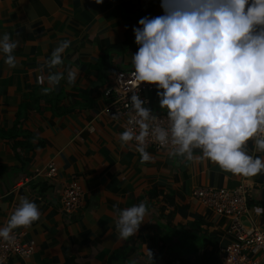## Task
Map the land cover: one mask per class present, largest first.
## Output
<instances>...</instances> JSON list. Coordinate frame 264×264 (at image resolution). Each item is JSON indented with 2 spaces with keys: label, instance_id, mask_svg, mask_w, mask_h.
<instances>
[{
  "label": "crops",
  "instance_id": "obj_1",
  "mask_svg": "<svg viewBox=\"0 0 264 264\" xmlns=\"http://www.w3.org/2000/svg\"><path fill=\"white\" fill-rule=\"evenodd\" d=\"M163 14L162 0H0V34L20 42L15 68L0 53V227L21 197L41 214L30 227L14 230L23 242L34 241V252L7 264H148L146 246L153 264H219L220 250L231 240L230 220L193 196L199 186H244L242 224L264 232V171L243 177L151 147L153 160L141 164L135 146L119 141L123 120L104 112L110 99L105 85L115 71L133 68V29L141 18ZM62 40L72 42L64 63L45 67L43 75L72 68L77 79L69 86L65 71L45 95L38 69ZM148 98L149 108L162 111L157 86ZM247 151L264 158L253 142ZM49 161L56 174L37 173ZM72 180L81 185L83 200L67 214L61 194ZM141 202L148 207L145 221L136 236L120 240L114 209Z\"/></svg>",
  "mask_w": 264,
  "mask_h": 264
},
{
  "label": "clouds",
  "instance_id": "obj_2",
  "mask_svg": "<svg viewBox=\"0 0 264 264\" xmlns=\"http://www.w3.org/2000/svg\"><path fill=\"white\" fill-rule=\"evenodd\" d=\"M162 8L163 15L143 17L133 29L138 50L131 64L139 85L157 86L167 127L130 89L131 110L118 134L121 145L135 142L141 164L153 160L147 151L151 138L172 158L207 160L233 174L256 176L264 171V158L250 155L247 145L253 142L255 151L264 153V0H162ZM19 43L9 33L0 34V53L9 68L17 66L13 52ZM71 43L60 41L38 69V82L47 84L45 95L65 79V71L67 84L75 83L72 68L43 75L45 67L64 63ZM112 119L119 121V114ZM114 211L117 236L126 241L137 235L148 207L141 202ZM40 215L35 202L21 197L0 227V239L13 242L14 230L30 227ZM146 249L153 264V253Z\"/></svg>",
  "mask_w": 264,
  "mask_h": 264
},
{
  "label": "built area",
  "instance_id": "obj_3",
  "mask_svg": "<svg viewBox=\"0 0 264 264\" xmlns=\"http://www.w3.org/2000/svg\"><path fill=\"white\" fill-rule=\"evenodd\" d=\"M133 71L134 68L115 71L103 92L106 97H110L104 112L111 117L118 113L119 120H123V125L131 110L130 100L133 91L129 90L134 89L138 92L142 100L148 101L146 107L149 108L148 93L155 88V85L146 83L139 85L132 75ZM151 110L161 116L163 126L167 127L165 114L162 111ZM132 144L135 146V142ZM148 147L155 150L162 149L151 138H149ZM37 173L52 177L56 174V167L52 161H49L43 168L37 170ZM192 194L204 206L230 220L231 240L220 250L219 264H264V232L253 226L245 227L241 221L247 210L244 186L239 185L232 189L199 186L193 190ZM82 200L83 189L78 181L72 180L62 191V209L65 213L71 214L80 207ZM14 235L15 240L11 243L0 239V263L7 264L10 257L27 258L34 252V241L23 242L21 234L14 232Z\"/></svg>",
  "mask_w": 264,
  "mask_h": 264
}]
</instances>
